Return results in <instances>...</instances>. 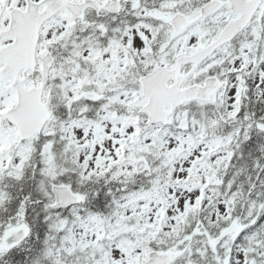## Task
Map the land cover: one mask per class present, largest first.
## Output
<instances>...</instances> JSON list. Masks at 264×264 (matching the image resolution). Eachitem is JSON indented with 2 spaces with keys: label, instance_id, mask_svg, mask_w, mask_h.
<instances>
[{
  "label": "snow or ice",
  "instance_id": "1",
  "mask_svg": "<svg viewBox=\"0 0 264 264\" xmlns=\"http://www.w3.org/2000/svg\"><path fill=\"white\" fill-rule=\"evenodd\" d=\"M0 264H264V0H0Z\"/></svg>",
  "mask_w": 264,
  "mask_h": 264
}]
</instances>
